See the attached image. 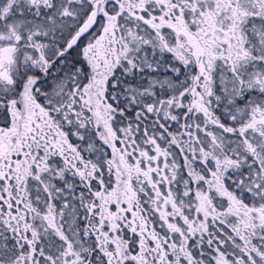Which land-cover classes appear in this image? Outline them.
<instances>
[{"label": "snow or ice", "instance_id": "snow-or-ice-1", "mask_svg": "<svg viewBox=\"0 0 264 264\" xmlns=\"http://www.w3.org/2000/svg\"><path fill=\"white\" fill-rule=\"evenodd\" d=\"M0 264H264V0H0Z\"/></svg>", "mask_w": 264, "mask_h": 264}]
</instances>
